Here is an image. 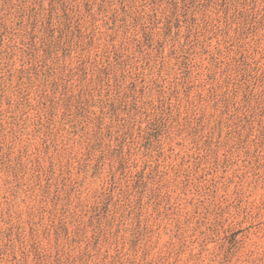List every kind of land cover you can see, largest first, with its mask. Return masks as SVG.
I'll use <instances>...</instances> for the list:
<instances>
[{
  "label": "rangeland",
  "instance_id": "374dc122",
  "mask_svg": "<svg viewBox=\"0 0 264 264\" xmlns=\"http://www.w3.org/2000/svg\"><path fill=\"white\" fill-rule=\"evenodd\" d=\"M0 264H264V0H0Z\"/></svg>",
  "mask_w": 264,
  "mask_h": 264
}]
</instances>
